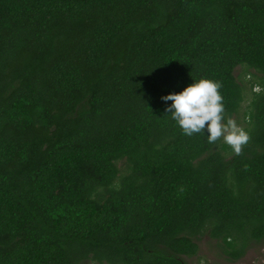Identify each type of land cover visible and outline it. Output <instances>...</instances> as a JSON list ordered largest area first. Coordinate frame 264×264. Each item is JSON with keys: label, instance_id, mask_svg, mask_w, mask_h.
<instances>
[{"label": "trees", "instance_id": "trees-1", "mask_svg": "<svg viewBox=\"0 0 264 264\" xmlns=\"http://www.w3.org/2000/svg\"><path fill=\"white\" fill-rule=\"evenodd\" d=\"M202 77L238 154L165 110ZM206 234L264 241V0H0V264H186Z\"/></svg>", "mask_w": 264, "mask_h": 264}, {"label": "clouds", "instance_id": "clouds-1", "mask_svg": "<svg viewBox=\"0 0 264 264\" xmlns=\"http://www.w3.org/2000/svg\"><path fill=\"white\" fill-rule=\"evenodd\" d=\"M219 82L202 77L179 91H171L161 96L170 101L165 110L179 126L183 134L203 132L209 143L222 139L234 153H239L241 145L248 140L246 131L238 127L233 119L224 116V104L218 91Z\"/></svg>", "mask_w": 264, "mask_h": 264}, {"label": "rangeland", "instance_id": "rangeland-1", "mask_svg": "<svg viewBox=\"0 0 264 264\" xmlns=\"http://www.w3.org/2000/svg\"><path fill=\"white\" fill-rule=\"evenodd\" d=\"M236 74L239 80L249 86L247 79L259 80L261 74L256 73L253 69H249L245 66H238ZM249 74V75H248ZM247 77V78H246ZM250 77V78H249ZM254 90H259L258 86ZM249 90H246L247 99L243 105H245L249 99ZM243 110V108H241ZM240 110L233 120L241 128V120L243 118V111ZM199 243V251L194 256H184L186 264H264V241L260 243H254L247 252L239 259L234 260L228 258L221 250L219 244L211 239L209 235H202L197 238ZM82 264H109L107 262H96L93 260H87Z\"/></svg>", "mask_w": 264, "mask_h": 264}]
</instances>
